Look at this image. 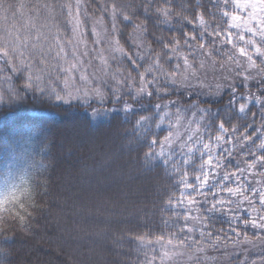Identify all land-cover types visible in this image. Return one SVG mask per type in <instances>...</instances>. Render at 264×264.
Segmentation results:
<instances>
[{
  "label": "snow or ice",
  "instance_id": "6c2138e0",
  "mask_svg": "<svg viewBox=\"0 0 264 264\" xmlns=\"http://www.w3.org/2000/svg\"><path fill=\"white\" fill-rule=\"evenodd\" d=\"M0 12V105L78 104L90 124L122 113L127 144L170 180L159 231L117 234V248L127 238L139 264L258 248L239 264H264V0H0ZM41 189L0 193V234L30 230Z\"/></svg>",
  "mask_w": 264,
  "mask_h": 264
},
{
  "label": "trees",
  "instance_id": "16d2710c",
  "mask_svg": "<svg viewBox=\"0 0 264 264\" xmlns=\"http://www.w3.org/2000/svg\"><path fill=\"white\" fill-rule=\"evenodd\" d=\"M173 2L178 10L185 0ZM9 22H16L11 13ZM90 111L31 96L0 105V193L17 187L20 195L37 184L47 185L36 197L39 206L30 230L12 228L0 234V264H139L144 259L127 238L117 248L113 237L148 227L159 231L170 180L160 167H146L127 144L124 132L130 125L122 123V113L100 115L90 124ZM117 175L124 181L113 186ZM96 182L110 183L109 190L93 194L89 186ZM212 223L227 229L224 216ZM228 253L231 259L210 254L216 257L214 264H239L244 255L256 259L259 249L229 248Z\"/></svg>",
  "mask_w": 264,
  "mask_h": 264
},
{
  "label": "rangeland",
  "instance_id": "374dc122",
  "mask_svg": "<svg viewBox=\"0 0 264 264\" xmlns=\"http://www.w3.org/2000/svg\"><path fill=\"white\" fill-rule=\"evenodd\" d=\"M115 181H116V183H115ZM124 181V179L123 178H119V175H117V176H115V180L113 181V186H117L118 185V183L119 182H123ZM110 183H107V184H101V183H99V182H96L95 183V185L93 186V185H91V186H89V188H91V191H92V193L94 194V192L95 193H99V192H104L105 191V189H108L109 190V185ZM91 198V200H92V202H93V200H94V198H92V197H90Z\"/></svg>",
  "mask_w": 264,
  "mask_h": 264
}]
</instances>
